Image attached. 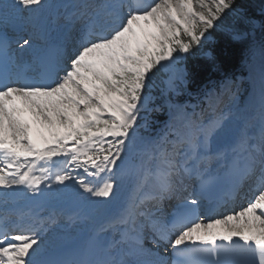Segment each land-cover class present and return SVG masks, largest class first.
Returning a JSON list of instances; mask_svg holds the SVG:
<instances>
[{"label":"snow or ice","instance_id":"1","mask_svg":"<svg viewBox=\"0 0 264 264\" xmlns=\"http://www.w3.org/2000/svg\"><path fill=\"white\" fill-rule=\"evenodd\" d=\"M43 4L44 0H0V51L6 52L12 43L21 51L35 47L30 29L36 26L28 10ZM234 5L235 0H153L133 7L111 0L101 15L99 5L83 0L77 18L87 24L74 51L57 50L53 56L43 50L34 60L35 75L0 69V189L23 186L33 196L42 195V185L54 176L57 185L75 180L83 193L110 200L116 194V169L136 142L141 113L152 102L154 72L200 46ZM10 26L18 33L15 40L7 34ZM187 82L184 71L170 90L178 92ZM228 91L225 80L205 93L207 103L199 113L168 102L170 120L182 114L183 123L178 128L167 124L170 131L158 140L141 141L146 157L143 180L152 185L151 205L146 208L144 200L133 199L109 221L108 227H122L117 243L130 241L133 252L143 253L148 230L153 244L170 243V264H264V92L257 146L247 127L229 139L230 113L219 107ZM57 160L62 166L52 173ZM191 160L201 166L221 163L231 195L255 176L252 198L238 211L205 217L200 204L216 177L190 167ZM37 168L39 176L34 174ZM81 169L99 179H76L73 173ZM193 175L199 188L178 197ZM173 198L177 203L166 216L163 206ZM45 231L42 221L26 227L0 224V264H169L162 258L45 259Z\"/></svg>","mask_w":264,"mask_h":264},{"label":"bare ground","instance_id":"2","mask_svg":"<svg viewBox=\"0 0 264 264\" xmlns=\"http://www.w3.org/2000/svg\"><path fill=\"white\" fill-rule=\"evenodd\" d=\"M141 1L142 0H123L126 6L131 5L133 7H139L142 4ZM91 2L94 5L100 6L97 8V11L103 15L104 4L111 2V0H101V2H97L96 4L94 0H91ZM82 3L83 0H44V4L41 7L28 10L32 13L31 21L36 26L34 29H31L35 35L33 37L35 47L32 49L26 48L21 51L16 44H13L10 49L12 58L11 70L16 71L22 69L19 73L35 75L33 72L36 66L34 60L37 55L41 54L43 50H46L47 38H51L54 35L57 38L63 36H68V38L72 40L76 38V41H71L70 47L65 52L74 51L81 41L82 34L79 33V35H77L80 31V24L78 23L70 28V22H77L76 20L78 18L75 15H79L78 8ZM124 11H127V7H125ZM8 28L13 29L11 26ZM19 35H21V33H19ZM41 36L43 37L41 38ZM66 44H69V42H66ZM253 50L254 55L249 64V78L251 80L252 89L244 100H241L237 104H232L233 108L230 112L228 121L229 130L236 132V134L247 127L253 135L254 131L250 128L246 119L248 120L254 113L261 116L259 109L261 108L262 92H264V46H253ZM20 52L24 53L23 59L20 58ZM175 119L178 128L183 123L184 117L182 114H178ZM136 137L137 140L131 146L127 155L136 151L135 153H137L138 156L136 162L138 163L139 161L142 165L146 157L142 149L137 146L140 141V137L137 133ZM260 144L261 143L257 146ZM213 147L215 148V145ZM136 162L134 161L127 169H122L120 167L116 169V194L110 200L91 197L87 193H83L75 180L68 181L65 185H57L54 182V176L45 181L42 185V195H47L48 197L43 205L36 208H31L29 206V201L35 196L31 195L23 186L13 187L11 189H0V200L4 204L3 208L0 210V214H4L2 219H9L13 222L21 221L22 223L42 221L43 227L46 229L44 232L45 244L43 246L45 249L43 258L45 259L48 254L56 253L60 251V249H63V246L67 243L79 240L83 247H85L91 242V235L94 232L97 231L100 235L104 234L108 237L112 231L119 227H108L109 221L116 216L121 208L127 205L129 201L133 199H142L146 203L149 202V204H151L148 197L152 194V185L150 182L146 183L143 180V169L141 165H138ZM42 166L49 167L47 164H43ZM59 166L62 165L60 160H57L56 165L52 166L50 171L54 173ZM34 174L37 176L41 175L39 168H37ZM73 175L76 179L82 177L90 183H95L99 179L98 177L87 175L82 169L75 171ZM247 181L249 183L252 181L256 182V179L251 177L247 179ZM49 184L52 185L51 188L48 187ZM240 190L245 192L249 189L245 186L244 189ZM185 194H188V192H185ZM252 195L253 194L249 196L245 204L252 198ZM72 196L75 197L79 203V208L76 211H71L66 206L67 199ZM239 201H233L232 199L226 207H229L228 205H234L235 203L234 210L236 211L242 207V200ZM230 207L227 209L229 210ZM223 214L225 213H218V215ZM53 220L55 221L54 223L52 222ZM101 228L105 230L101 232ZM169 244H165V247L167 248ZM118 248L119 245L115 247L116 250H119ZM144 249L145 251L143 253L134 252L132 255L125 257V260L132 262L156 260V255L154 256L150 248L144 247ZM115 259L117 260L118 257H115Z\"/></svg>","mask_w":264,"mask_h":264},{"label":"rangeland","instance_id":"3","mask_svg":"<svg viewBox=\"0 0 264 264\" xmlns=\"http://www.w3.org/2000/svg\"><path fill=\"white\" fill-rule=\"evenodd\" d=\"M261 12L264 13V7L261 9ZM246 14H247V11H245L244 8H242V7L236 8L234 5L232 10L228 11L223 16V18L219 22H217L216 26L213 29L209 30L207 38L202 40L201 45L198 46V49L200 51L195 53L194 48L191 51L194 54H197L198 56H202V57L212 59L213 58V55L211 52L212 46L217 42L215 36L213 35V32L215 30L227 29L233 35V37L235 39H241V38L247 36L248 34H250V36L252 38L256 37L254 35V31H252L251 33H247L246 31L238 30L233 26H227L228 21H233V20L235 21L236 19L247 18ZM246 22H250L251 26L254 28L258 27V23L255 20V18H253V19L249 18V21L247 19ZM78 30H79V28H78ZM76 32H77V30H76ZM256 38H257V40H260L258 37H256ZM260 41L255 42L254 44L251 45L250 48H248V50L245 51V53H246L245 57H248V58L244 57L245 59L248 60L249 57L250 58L253 57V55H254L253 46H259V47L261 45L264 46V40L261 42ZM191 51L188 54H182V55L176 57V59L171 64H165L164 67H162L159 70L154 72V75L152 76L151 84H150L152 102L149 105V110L143 111L141 113V118L139 120V127L136 130V133L140 137L139 138L140 141L137 145L138 148L142 149V147H143L142 143H141L142 140H158L162 135H164L165 132H169L170 129L166 128L167 124L171 123L174 127H177L176 119L170 120L171 112H170V106L168 103L169 101H172V103L177 104V105H185V106L187 105L188 108L190 109V111H192L193 109L195 110V108H194L195 104L189 105V104H185V103L180 102L183 99L182 96H185L188 94L187 93V85L181 87L178 92H172L170 90L171 82L173 80H175V78L180 73L186 71L185 67H186L187 59H188L189 55L191 54ZM249 60L251 61L252 58ZM248 63H250V62H248ZM234 85H232V86L229 85V91L222 98V109L225 112H229V113L231 112V110L233 108L231 106V103H232V99L234 97V92L236 90H239L240 93H242V92H246L245 89H246V87H248V91L246 93L247 95L251 91V81L249 79V76L245 79H242V81H238ZM231 87H233V88H231ZM211 91H214V90L212 88H210L208 92H211ZM180 97H182V98H180ZM161 98L164 99L166 102L163 101V103L159 105V103H161ZM176 102H179V103H176ZM154 103L155 104L157 103L156 106ZM153 107L156 108L157 114H159L160 116H161V114H163L165 116V118H167V121H163L162 119L153 120L152 117L155 118V116H153L154 114L153 115L151 114ZM196 108H197V106H196ZM197 113H199V111ZM205 114L206 115L210 114L207 112V109L205 110ZM135 152H132L133 155L132 154L127 155L126 157H124V159L122 161H120V168L127 169V168H129L130 165L133 164L134 161L136 162V160L138 159V156H137V153H135ZM137 164L141 165V163L139 161ZM238 210H236V211H238ZM150 235H152L151 232H150Z\"/></svg>","mask_w":264,"mask_h":264},{"label":"trees","instance_id":"4","mask_svg":"<svg viewBox=\"0 0 264 264\" xmlns=\"http://www.w3.org/2000/svg\"><path fill=\"white\" fill-rule=\"evenodd\" d=\"M235 7H242L247 11L244 19L228 21L227 26H233L238 30L250 31L252 26L246 22L249 18H255L259 22L257 29L258 38L264 40V0H235ZM217 42L212 46L213 58L198 56L191 51L186 63L188 70V94L187 100H194V97H202L206 87L210 84H217L227 76H235L239 73H246L245 51L251 46V39L244 37L235 39L227 30H215L213 32ZM195 53L200 51L198 46H193ZM194 54V55H193ZM245 57V58H244ZM185 99V98H184Z\"/></svg>","mask_w":264,"mask_h":264},{"label":"water","instance_id":"5","mask_svg":"<svg viewBox=\"0 0 264 264\" xmlns=\"http://www.w3.org/2000/svg\"><path fill=\"white\" fill-rule=\"evenodd\" d=\"M68 204L73 210H75L78 207V204L74 198L69 199Z\"/></svg>","mask_w":264,"mask_h":264}]
</instances>
